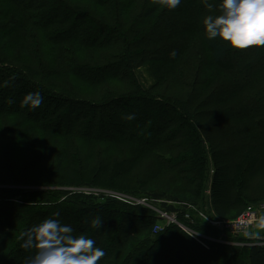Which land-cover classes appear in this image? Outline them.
Wrapping results in <instances>:
<instances>
[{"label":"trees","instance_id":"16d2710c","mask_svg":"<svg viewBox=\"0 0 264 264\" xmlns=\"http://www.w3.org/2000/svg\"><path fill=\"white\" fill-rule=\"evenodd\" d=\"M135 1L92 0L88 11L71 0H0V114L25 113L26 122L49 135L66 132L70 143L79 144H66L75 151L96 142L131 144L135 155H152L157 171L173 173V180L183 184L171 196L152 192L146 184L127 190L162 201L168 213L178 214V208L167 202L180 201L205 205L220 220L236 218L264 201V28L234 1L146 0L131 17ZM26 24L47 31L53 58L63 59L64 48L77 57L85 49L121 42L118 64L89 81L119 80L132 89L87 104L31 80L3 58L11 53L3 41ZM197 34L208 54L204 69L191 49ZM188 52L195 63L191 68L185 66ZM77 61L60 64L61 74L84 75ZM157 63L177 67V76L162 93L145 92L134 70ZM86 66L87 71L93 68ZM212 66L230 79L210 80ZM25 102L29 107L22 111ZM88 106H96L91 117L83 116ZM22 138L19 134L11 141L21 145ZM1 139L0 151L8 148ZM44 147L28 164V174L43 160ZM115 161L123 166L115 163L112 172L126 168L124 159ZM53 175L35 184L92 185L78 169L65 178L57 171ZM29 182L0 187V264H264V246H237L233 242L241 241L240 235L222 234L204 222L193 224L194 232L206 235L202 239L176 224L157 230L160 219L143 205L115 198L98 202L69 190L15 187ZM184 213L177 219L187 223ZM220 237L225 242L214 241Z\"/></svg>","mask_w":264,"mask_h":264},{"label":"rangeland","instance_id":"374dc122","mask_svg":"<svg viewBox=\"0 0 264 264\" xmlns=\"http://www.w3.org/2000/svg\"><path fill=\"white\" fill-rule=\"evenodd\" d=\"M71 1L76 7H82L88 11L91 8L92 0ZM145 1L146 0H136L133 8L136 7L137 9L131 11L130 16L137 14L138 8H141L142 3ZM228 1H234L240 4L241 7L254 19V21L257 22L260 27L264 28L263 0ZM201 3L203 2L201 1ZM83 33V31L80 32V34ZM46 34L47 31L44 33L41 29L31 27L30 24H26V26H23L21 30L10 35L3 41V43L8 44L7 48L11 51L10 55L7 56L8 58L3 57L8 62L6 64H9L10 67H14L20 72L24 70L25 73H23L31 80L34 79L36 80L35 82H38L41 86L46 87L49 90H54L57 94L62 95V98L75 100L74 102L77 101L78 103L83 102L87 104H100L107 98L121 94L122 90L132 89L130 87V83L121 82L119 80L111 82H102L100 80H92V82L89 81L91 76L98 77L104 74V72H101L104 68H108L109 65L110 67H113V65L118 64V58L123 49L121 42L112 45V47L85 49L78 53L77 57L73 56L70 51L64 48V57L62 59L57 55L53 58L51 53L52 51H50L49 48V44L51 43H49ZM193 41L191 49L196 55H198L196 57L198 68L200 66V69H204V63L207 61L208 54L201 43L200 35L197 34L193 38ZM195 45H197V47ZM190 52H188L185 56V66H189V68H191L192 64H195L193 61L192 63L189 61L192 56ZM69 58L74 59L75 61L78 60V63L76 64L77 66H84L81 70L84 75L76 76L72 73L67 75L61 74L59 65H68L67 60ZM86 65H88V67L93 66V68L89 69L90 71H87ZM195 70L197 75L200 76V72L197 69ZM177 71H179L177 67L168 68L165 65L157 63L152 65L147 64L134 70V75L137 82L140 84V87H142L145 92L151 93L153 90V92L159 94L165 90L169 80L176 78ZM189 71H191V69ZM87 72H89V74H87ZM209 74L210 80L219 81L223 79H230L228 73L226 71L223 72L219 66H212ZM28 107L29 103L26 102L21 105L22 111L28 110ZM95 107L96 106H88L85 108L88 112L83 113V116L87 114L88 117H91L93 108ZM25 116V113L19 112L12 115L0 114V135H2L1 144L6 148L8 145L7 149H1L0 151V187H9L17 182L24 183V181L30 180L27 185H15V187L25 189L45 190L52 188L58 190H69L71 192L90 195V197H96L98 199L96 201L98 202L106 198H113L112 196L114 195L120 202L130 206H135L143 195L139 193L141 190H127V186L130 189H135L138 185L143 186V184H146V189L170 196L171 194H175L174 192L182 187L183 182H176L173 180V173H165L162 169L157 171V168L153 165L152 155L140 154L137 152V156L133 153V151H130L132 150L131 144L126 145V143H121L119 145L120 147H118L115 144L105 145L100 144V142H96L95 145L85 144L86 146L83 150H71L69 147L70 145L79 144L76 142L70 143L69 138L65 136L67 135L66 132L54 134V136L49 135L46 131H43L37 126L26 122L28 118ZM182 130L187 136L188 133L186 128H183ZM19 134L23 135L21 145L17 144V142H19L17 140L11 141L15 140V137L19 136ZM70 139L76 140L75 138ZM38 141H42L44 143H40ZM29 142L32 146H34L33 143H35V147L30 152L27 150L29 148ZM68 143L69 146L67 147L66 144ZM42 146L45 147L44 155H42L41 160L43 156L44 158L40 164L28 174L27 166L35 161V158L37 154H39L38 152ZM66 147L67 149H65ZM124 148L128 149V154H124ZM64 152L65 154L62 157ZM72 152L73 154H71ZM122 159L126 161V168H120L119 171L112 172V168L115 163H119L120 166H123L122 161H115ZM56 164H61V168L56 169ZM75 169H78L81 174L85 173L92 182V185L86 187L82 185L61 186L54 184L44 187L43 185L35 184V182L37 183L41 180H51L56 171L57 173L63 175L64 178L68 177ZM24 172L25 174H23ZM20 174L23 175L18 178L17 182L13 181ZM13 175L15 177H13ZM117 187H120V189ZM145 197L149 198V201L146 202V206L144 207L152 210L154 214H159L164 211V208L161 205L162 201H157L150 196ZM167 204H172L174 207L178 208L177 215H180V212H185L183 218L187 220V223H184L183 220L179 219V217L177 223L175 222V224L178 225L180 229L184 230L186 234H192V236L195 235L197 238L201 239L205 238L203 236L206 235L194 232L193 224L204 222L209 226L217 228L223 233H230L228 231L230 230V226L238 219H235V217H228L226 220H220L211 213H207L205 205L200 206L199 204L197 207L192 205L185 206L180 201L173 203L167 202ZM258 204L259 203L252 206L259 207ZM262 206L264 207V205ZM156 224L157 228L155 229L161 230L167 226V221L160 219V221ZM240 233L242 240L233 242V244L245 247L253 244L264 246V218ZM206 239L213 240L211 237H206ZM220 242L223 241L220 240Z\"/></svg>","mask_w":264,"mask_h":264},{"label":"built area","instance_id":"2783aa9c","mask_svg":"<svg viewBox=\"0 0 264 264\" xmlns=\"http://www.w3.org/2000/svg\"><path fill=\"white\" fill-rule=\"evenodd\" d=\"M112 197L118 200V198L115 197L114 195ZM148 201H149V198L141 197L136 205L146 206L145 204ZM127 203H130V202H127ZM258 205L259 207H253V206L247 207L238 217L235 218V219L237 218L238 219L233 222V224L230 226V230L228 231L233 235H240L241 231L248 229L249 227L255 225L257 221L263 219L264 218V207L262 205H264V201L260 202ZM156 215L159 219L167 221V225L175 224V222L177 223L178 221L177 214L174 212L168 213L166 211H163ZM220 232L223 234L222 231ZM190 236H192V234ZM220 240L225 242L222 238H220L218 242H220Z\"/></svg>","mask_w":264,"mask_h":264}]
</instances>
